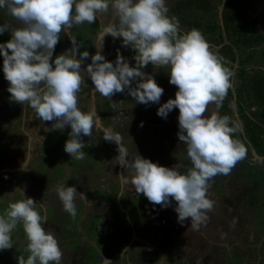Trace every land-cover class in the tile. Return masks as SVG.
<instances>
[{
    "label": "clouds",
    "instance_id": "9594fccd",
    "mask_svg": "<svg viewBox=\"0 0 264 264\" xmlns=\"http://www.w3.org/2000/svg\"><path fill=\"white\" fill-rule=\"evenodd\" d=\"M0 9L21 25L0 24V34H11L10 40L0 43L10 101L15 106L16 103L24 106V112L31 109L44 122L55 121L50 131H63L70 126L64 150L75 160L85 158L82 136L91 137L94 128L102 131L105 141L117 145L116 164L128 173L119 175L122 186L130 183L137 194L163 208L171 206L174 200V210L182 225L188 218L193 229L198 230L206 223L207 213L214 208V202L208 198L210 181L217 175H229L247 158L249 149L234 138L242 130L241 124L220 114L232 87L233 73L214 53L204 35L197 29L181 33L179 19L168 15L166 0H0ZM110 10L112 19L105 24ZM97 19L100 26L93 42L97 51L84 69L82 64L90 53L79 51L82 43L71 32L74 26L91 25ZM61 32L69 36L72 48L53 61ZM107 36L122 38V46L135 51V66L119 51L114 62L105 58L102 52ZM150 64L169 69V82L178 89L174 99L158 108L157 115L167 119L172 110L179 109L177 135L191 162L184 173L175 166H161L141 155L131 157L122 135L103 126L94 104L88 112L78 107L85 76L95 86L92 95L100 93L112 101L113 109L116 102L112 97L126 90L138 104H160L164 89L154 75L143 71ZM28 155L15 172L27 171ZM14 191L23 198L9 202L0 214V251L13 248L12 233L21 225L29 255L27 259L18 256V264H61L63 253L58 240L42 226L48 221L47 215L37 210L34 199L26 198L22 187ZM55 191L64 211L72 217L77 215L76 198L87 200L74 186H57ZM24 239L18 235L16 245L25 246ZM165 258L162 256L159 264H164ZM104 264L112 262L104 258Z\"/></svg>",
    "mask_w": 264,
    "mask_h": 264
},
{
    "label": "rangeland",
    "instance_id": "374dc122",
    "mask_svg": "<svg viewBox=\"0 0 264 264\" xmlns=\"http://www.w3.org/2000/svg\"><path fill=\"white\" fill-rule=\"evenodd\" d=\"M235 2V0H166V4L169 7L168 15L179 19L181 33L197 29L204 35L215 54L224 55L222 52H230L231 56H234L233 52L235 53L237 50H234L233 47H219V43L223 40V35L220 33L223 30L220 28L219 23L222 8L221 12L224 16L226 15L225 10H228V12L232 11L231 15L228 16L229 20L226 26H230L233 36L236 37V30L240 28L238 25L243 26L245 23L242 21L238 22V18L233 16V14L238 16L240 14H236L238 10L244 9L241 6L237 8ZM244 2L247 3V1ZM253 4L254 1L252 0L251 6ZM245 8L249 9V5L245 6ZM0 12L4 15V20L7 18L5 21L0 19V23L4 21V23H12L14 27L21 26L5 10L0 9ZM235 22L236 26H234ZM90 26H87V23L78 25L71 32V35L82 43V49L79 51H89L90 58L85 60L88 64L91 63V55H95L97 51L95 46L88 42V40L92 41L94 39V36L92 37L90 33L99 31L94 26ZM210 33L211 36L212 33L215 35L213 34V37H211L209 36ZM63 36H67V38H60L56 56L72 48L69 36L61 32L60 37ZM10 39V32H5L3 35L0 34V43H6ZM119 42H122V38L114 39L111 36L105 38V53L102 52V54L107 60L115 61V56L117 55L116 45ZM120 54L126 58L131 66H135L134 56L136 53L133 49L124 47ZM237 58L239 57L236 56L234 59L236 60ZM85 62L82 64V68H84ZM223 64L230 69L233 75L231 77L232 87L223 102L220 114L228 115L241 124L242 130L236 133L234 138L240 139L245 143L249 152L247 158L239 162L229 175H217L210 181L211 188L208 190V198L214 202V208L207 213L209 217L207 222L202 224L197 230L191 227V218L186 219L183 225L178 222V214L174 210L176 207L174 200L171 206L167 208L153 205L143 194H137L130 183L123 186L120 191H118V187L117 190L115 189L113 203L112 200L110 203L99 199L95 193L91 196L87 193V200H84L85 203L87 202V205H85L87 214H84V220L81 214L84 204L77 203L78 201H83L79 197L75 200L77 215L72 217L68 214L67 216L65 212L64 219L59 217L58 214L62 212L63 204L55 192L56 188L52 189L53 192H50L48 196H44L39 192L42 188L38 189L41 185L45 187L50 183L49 179L53 177L51 173L47 172V168H55L57 172L54 179L60 180L59 185L63 187H68L67 184L70 183L62 180H71L72 176L75 175L74 173L77 174L76 177L82 178L83 183H89V176L94 177L95 175V172L90 171L92 168L98 171L97 173L100 174L98 177L101 176V180H106L107 174L110 173L111 178L109 177L107 184H105L108 185L109 182L116 180L117 183L115 182V185L118 186L120 183L119 175L123 174V167L118 168L119 164H116V157L111 154L112 146L114 147L113 151L117 153V145L105 141L103 132L94 128L91 137L82 136V140L85 143V148L83 149L85 158L83 160L73 159V163L72 157L64 150L65 145L61 144L62 138L65 140L69 139L70 126H66L63 131H50L49 129H51L55 121L44 122L31 109L24 112V106L18 105V103L15 106L10 101L11 94L7 90L9 82L4 77L3 56L0 55V214L7 209L9 202H15L23 198L19 192L14 191L22 187L26 198L34 199L38 204L37 210L42 215H47L48 221L42 225L45 230L53 233L60 232L64 240L67 239L63 246V237L61 236L57 239L54 234L63 253L61 264H101L104 258H110L117 254H119V257H117L116 261H111L112 264H158V260L164 255L166 256L164 264L166 262L167 264H186L188 258H191L188 264H264V163L257 162L258 160H264V79L258 78L256 82L255 76H253L252 84H250V87L255 88L261 85L263 88L260 89V93L253 90V94H249L244 88L247 85H240L243 92V97H241V91L239 93V89H236L241 71L237 73V67L231 64L228 59ZM143 71L154 75L158 85L164 89L160 104L157 105L155 110L148 113L145 117L146 121L144 119L143 126H141L142 122L138 117L130 116L131 112L134 111L133 106L135 105L137 109L139 104L127 94V90L124 93H116L113 96V102H116V107L113 109L111 106L112 101L101 96L98 92L94 96L92 95L91 91L95 86L90 77L87 76H85L86 85H82L83 89L81 88V92L78 94V107L82 111L88 112L94 104L98 115L102 118L104 127L111 128L114 132L120 133L122 137L129 134L131 138L128 137L129 140L127 141L128 143L130 142L128 151L131 157L141 155L143 158L150 159L161 166L169 168L175 166L178 171L184 173L188 167H191V162L187 159L186 146L179 141L177 135L179 132V109L172 110L167 119L157 115L158 108L167 102L168 99H174L178 89L169 82L170 76L167 72L169 69L155 67L150 64ZM257 72L259 73L260 71ZM162 76L164 77L162 78ZM244 93H247V95H244ZM210 114V112L206 113V115ZM157 118L159 119L157 120ZM38 131L40 134H36ZM42 134L43 136L46 135L47 138L41 152L44 158L47 159L45 162H42V154L39 153L41 139H36ZM32 135L34 136L32 137ZM27 136H30V139ZM29 143L34 148L28 151L27 144ZM17 148L21 151L18 156L13 151ZM105 148H109L110 151ZM89 150L91 152L88 153ZM97 154L100 158V164H105L103 168L106 172L103 168L96 166L99 162ZM27 155L28 161H30L27 170L31 171L34 169L37 171L34 173L35 176L21 171V169L14 171L16 166L19 165L20 167L21 162ZM258 156L262 158L259 159ZM61 163L63 166L61 171H59ZM66 164L71 165V168L76 165L77 170L74 172L72 170L70 172L64 170V166H67ZM34 166L36 167L34 168ZM88 166L91 169H87ZM80 168H85L87 171L82 174ZM66 173L67 175H65ZM127 175L125 174V176ZM42 182L45 184H41ZM71 183L74 186L76 185V189L83 188V185L79 186L72 180ZM50 185L49 188H53L51 183ZM122 190H124L123 193ZM117 198H120V201L121 199L123 201L129 199L126 201L128 206L129 203H138L139 206L141 205L140 209L142 211L136 212L135 209L127 208L128 212H120V215H116V212L110 222L109 218L104 217L105 215H100L98 210L95 211L92 208V203H94L95 199H98L99 202L106 203V205L112 204L114 210H117L119 206L118 201L116 202ZM40 205L43 207H40ZM90 214L91 220L94 219L92 218L93 214L104 217L101 229L96 231L97 233L92 232L94 235H91V233L85 235L83 233L82 236L78 225L90 220ZM98 217L95 218V222L93 221L96 227L100 226L102 220L101 217H99L100 219ZM167 217L169 220H166ZM71 220L76 221V223L70 228L69 225L71 226L72 224H69V222ZM116 221H119V225H117ZM125 223L126 225H124ZM104 226L110 230H126L127 238L124 240L120 239L117 237L118 234L115 235L117 238L111 237L110 230L108 228L104 229ZM143 227H151L152 232H155V234L144 235ZM235 228L236 230H234ZM70 230H73L72 234L74 235L64 236ZM101 230L103 231L101 232ZM99 231L103 235L108 231L104 244L106 246L103 245V241H99L103 237V235H97ZM18 235L21 238H25L22 243L25 244L27 242L21 225H18L17 229L12 233L13 248L0 251V264H18V256H23L27 259L29 253L24 251L26 244L25 246L21 245L22 247L16 245L15 240ZM147 235L151 238L150 240L146 238ZM137 236L144 238L145 242L138 241L141 238ZM76 237L78 240L75 239ZM94 241H97L95 246L93 245ZM15 247H18V250ZM126 248L127 250L124 252ZM159 249L162 251L159 252Z\"/></svg>",
    "mask_w": 264,
    "mask_h": 264
},
{
    "label": "flooded vegetation",
    "instance_id": "af4514ba",
    "mask_svg": "<svg viewBox=\"0 0 264 264\" xmlns=\"http://www.w3.org/2000/svg\"><path fill=\"white\" fill-rule=\"evenodd\" d=\"M235 4H236V2H235ZM237 7V6H236ZM238 8V7H237ZM63 39H65V38H63ZM116 47H117V52L119 51V53H121V51L122 50H124V46H122V42H119L117 45H116ZM126 48V47H125ZM115 57H117V55L115 56ZM90 58V57H89ZM89 58H87V59H89ZM87 65H88V62H85V65H83V67H84V69L87 67ZM164 76H162V78H163ZM170 78V77H169ZM164 80V79H163ZM165 81V80H164ZM83 89V88H82ZM240 91H241V89H240ZM241 97H243V92L241 91ZM244 95H247V93L245 94L244 93ZM114 98L112 97V100H113ZM243 100H246V99H244V98H242ZM248 99V98H247ZM131 103H132V101H130ZM157 105L158 104H150L149 106H145V105H143V104H139V105H137V109L135 108V105L133 106V108H134V111H132L131 112V114H130V116H134V117H138V119L141 121V122H145L146 121V119H145V117L148 115V113H150V112H152L153 110H155L156 108H157ZM127 107V106H126ZM126 107H125V109H126ZM85 111H87V110H85ZM124 114V113H123ZM144 119H145V121H144ZM159 118H157V120H158ZM36 134H40L39 133V131H38V133H36ZM34 135H32V137H33ZM125 136V137H124ZM123 137L125 138H123V141H124V144L126 145V147L128 148L129 147V144H130V142L128 143V141L127 140H129V138H131L130 136H129V134L127 135H124ZM129 137V138H128ZM27 138L28 139H30V136H27ZM36 139H41V143H40V147H39V149H40V154H42V162H45V161H47V159H45L44 158V156H43V153H41L42 151H43V147H44V144L46 143V141H47V138H46V135L45 136H43V134L40 136H38V137H36ZM66 141H67V139L65 140L64 138H62V141H61V144L63 145H65V143H66ZM25 143H27V142H25ZM109 143V142H108ZM103 146H104V144H103ZM20 147H21V145H20ZM34 148V146H31L30 145V143L29 144H27V150L29 151L30 149L32 150ZM18 149V148H17ZM15 149V150H13V151H15L16 153H17V156L18 155H20L21 154V151L18 149ZM107 151H110V149L109 148H105ZM113 149H114V147L112 146V149H111V154H112V156H114V157H117V155H118V152L116 153L115 151H113ZM89 152H91L90 150L88 151V153ZM87 153V154H88ZM29 154V153H28ZM95 155H96V153H95ZM98 155V154H97ZM16 157V156H15ZM259 157V159H261L262 157L261 156H258ZM91 158H92V156H91ZM26 159V158H25ZM24 159V160H25ZM23 160V161H24ZM30 160V159H29ZM73 160V159H72ZM75 160V159H74ZM74 160L72 161L73 163H74ZM98 160H99V162L97 163V165L96 166H99V168H103L104 167V165L101 163L100 164V158H99V155H98ZM56 161H57V159H56ZM71 161V160H70ZM254 161V160H253ZM37 162V161H36ZM29 163H30V161H28L27 162V167H28V165H29ZM33 165H34V163H33ZM38 165H40V164H38ZM67 165V164H66ZM114 165V164H113ZM62 166H63V164L61 163V168H59L58 170L59 171H61V169H62ZM36 166H34V168H35ZM45 168V167H44ZM118 168L120 169L121 168V166L119 165L118 166ZM28 168H26V170H27ZM87 169H91V167H87ZM95 168H92L90 171H93V172H95V175H94V177H91V176H89V179H90V182L89 183H83V180H82V178L81 177H76V173H74L75 175L74 176H72L73 178L71 179L72 181H74L76 184H78L79 186H82L83 185V188H79V189H77V191L78 192H82V193H84L85 195L88 193L90 196L93 194V193H95L96 194V197H97V195H98V198L99 199H101V200H104L105 202L107 201V202H110L111 200H112V203H113V199H114V195H115V189L117 190V187H118V191H120L121 189H123V186H125V185H121V183H119L118 184V186L117 185H115L116 183H117V181L116 180H113V181H111V182H109L108 183V185H106L107 183L106 182H108L107 180H109V177L111 178V176L109 175V174H107V179L106 180H101V176L100 177H98L100 174L99 173H97L98 171H95L94 170ZM64 170H66V171H68V172H70L71 170L74 172V171H76L77 170V167H76V165L73 167V168H71V165H67V166H64ZM103 170L106 172V170L103 168ZM80 171L82 172V174L85 172V171H87V170H85V168L84 169H82V168H80ZM24 172H27L28 174H32L33 176H35L34 175V173L35 172H37V171H35L34 169L33 170H27V171H24ZM31 172V173H30ZM47 172H49V173H51V175L53 176V177H51L50 179H49V182L52 184V186H53V188H49V186H51L50 185V183H48L45 187L44 186H42L41 185V187H38V189H41L42 188V190H40L39 192H41L44 196H48V195H50V192H53L52 191V189H54V188H56L57 186H60L59 185V183H60V180H58V179H54L55 178V173L57 172L56 170H55V168H47ZM123 174L125 175V174H128V173H126V169L125 168H123ZM65 175H67V173L65 174ZM87 176V175H86ZM85 176V177H86ZM68 177V176H67ZM84 177V178H85ZM86 178H88V177H86ZM60 179H63V178H60ZM100 179V180H99ZM68 180V183H70V184H67V186L69 187V186H74V185H72V183H71V180L70 179H67ZM54 181H55V183H54ZM62 181H65L64 179L62 180ZM70 181V182H69ZM67 182V181H66ZM116 182V183H115ZM106 183V184H105ZM41 184H45L44 182H42ZM38 185V184H37ZM76 186V185H75ZM74 186V187H75ZM66 188V187H65ZM84 189V190H83ZM123 191L124 190H122V193H123ZM56 192V191H55ZM120 194V193H119ZM108 196V197H107ZM122 200V199H121ZM127 200H129V199H126L125 201H120L119 200V198H117L116 199V202L118 201V204H119V206H118V209L117 210H114V207L112 206V204L111 205H106V203H102V202H99L98 201V199H95V201H94V203H92V205H93V210H98L99 212H100V215H105L104 217H107V218H109V220H110V222H111V220H113V218L112 217H114L115 216V213H116V215H120V212H128L127 211V208H131L132 210H136V212L138 211V212H140V211H142V209H140V206H139V204L137 203V204H130L129 203V206H128V204L126 203V201ZM78 204H80V203H83L84 205L82 206V212H81V214H82V219L84 220V214H87V212H85V205H86V203H85V201L83 200L82 202L80 201H78L77 202ZM111 203V202H110ZM101 204H104L103 206H100ZM63 206V205H62ZM106 207V208H105ZM62 209V212H60L59 214H58V216L59 217H63V219H64V215H65V211L63 210V207L61 208ZM66 214H67V216H68V213L66 212ZM96 214H93L92 215V218H94V219H92L91 220V217L89 216V218H90V220H88V221H85L83 224H81V225H78V227H79V232H82V236H83V233L85 234V235H87L88 233H91V235H94V234H92V232H96V231H98V230H100L101 228V224L103 223V216H100V215H96ZM97 216H99V217H101V222H100V226H98V227H96V225H95V223H93V221L95 220V218L97 217ZM98 217V218H99ZM100 219V218H99ZM153 220V219H152ZM166 220H169V218L167 217V219ZM73 222V223H72ZM95 222V221H94ZM117 222V225H119V221H116ZM76 223V221H73V220H71V222H69V224H72L71 226L69 225V227L71 228L74 224ZM111 224V223H110ZM124 225H126V223L124 224ZM170 226V225H169ZM22 227V226H21ZM105 228L104 229H106V228H108V227H106V226H104ZM109 229V228H108ZM143 229V232H144V235H146V234H148L149 236L150 235H152L151 233H154L155 234V232H152L153 230H152V228L150 227V228H146V227H143L142 228ZM110 230V229H109ZM234 230H236V228L234 229ZM238 230V229H237ZM101 231H103V230H101ZM145 231H146V233H145ZM72 232H73V230H70V231H67L66 232V234H64V236H69V235H74V234H72ZM109 232H111L110 233V235H111V237H116L115 235H117V237L118 238H120V239H126L127 237H126V233H127V231L126 230H115V229H111ZM56 236H57V239L58 238H60L61 236H62V234L60 233V232H58V233H54ZM76 234V233H75ZM100 234H102L103 235V233H100ZM108 234V231L107 232H105V234L103 235V237H101V240H99L100 242H102L103 243V245L105 244V237H106V235ZM148 235L146 236V238L148 239V240H150L151 238H149L148 237ZM63 237V236H62ZM116 237V238H117ZM137 237H140V236H137ZM141 238V237H140ZM75 239H77L78 240V238L76 237ZM144 239V238H143ZM142 238L140 239V240H138V241H144ZM62 240H64V237L62 238ZM65 240H67V239H65ZM63 241V243H62V245L64 246L65 245V243H66V241ZM96 242L97 241H94L93 242V245L95 246V244H96ZM145 242V241H144ZM153 242V241H152ZM149 243V242H148ZM25 244H27V242L25 243ZM104 246H106V245H104ZM17 250H18V247H15ZM13 251V250H12ZM24 251H26L25 250V248H24ZM160 251H162L161 249H159V252ZM18 252V251H17ZM163 254V253H162ZM116 255H113V256H111L110 258H112V257H115ZM165 256V255H164ZM117 257H119V256H116L112 261L114 262V261H116L117 260ZM190 259L191 258H188L187 259V261H186V264H188V262L190 261ZM77 260H78V258H77ZM104 261V260H103ZM129 263H130V261H128ZM78 263V262H77ZM164 263H165V261H164ZM170 263V262H169ZM76 264V263H75ZM141 264V263H140ZM148 264H151V263H148ZM159 264V263H158ZM166 264H167V262H166Z\"/></svg>",
    "mask_w": 264,
    "mask_h": 264
},
{
    "label": "crops",
    "instance_id": "0c3cea01",
    "mask_svg": "<svg viewBox=\"0 0 264 264\" xmlns=\"http://www.w3.org/2000/svg\"><path fill=\"white\" fill-rule=\"evenodd\" d=\"M235 1H236L237 7L241 6V7H244V9L238 10V12L236 13V14L240 13L238 16H235V14H233V16L238 18V20H237L238 22L242 21L245 24L243 26L242 25L238 26L240 28H237L236 37H234L232 32H231L232 30H231L230 26H226V24H228V20H229L228 16L231 15L230 13L232 11L229 10L230 12H228V10H225L226 15L224 16V14L222 15V12H221L223 10V8L221 11L218 10V11H220V16H221V18H220L221 20H220L219 24H220V28L223 30V32H220L223 35V40L219 43V47H223V46L224 47H233V49L237 50V51L235 53L233 51H231V52H233L234 56L236 54V56L239 58H237L235 60L234 58L236 56L235 57L231 56L230 52H222L224 55H218V56L222 59V63H224L225 60L228 59V61L231 64L235 65V67H237V73H238V71H241L239 73L240 76L238 78L239 83H238V86L236 88V89H239V93H240V89H241L240 85H247V87L246 86L245 87L243 86V87L246 88V91H248L249 94H253V92H252L253 90L260 93V89L263 88L261 85H260V87L255 88V87H250V84H252L253 76H255L254 78L256 79V82H257L258 78L264 79V14H263L264 0L263 1L262 0L261 1L253 0L254 1L253 6H251L252 0H235ZM244 1H247V3H245ZM248 5H249V9H246L245 6H248ZM4 18H5L4 15L1 14V12H0V19L4 20ZM111 19H112V13L110 10L109 13L105 17L104 23L105 22L108 23ZM4 21L1 22L0 24H4ZM91 25L94 26V28L99 29V26H100L99 19H97V21ZM87 26L91 27L88 24H87ZM234 26H236V22H235ZM214 33H212V36L210 33L209 36L213 37ZM216 34H218V33H216ZM1 35H3V34H1ZM90 35L92 37L94 36V39H95V32H91ZM230 37H231V39H230ZM60 38L66 39L67 36H63ZM94 39L92 41L88 40V42L90 44H93ZM105 46L106 45L104 43L103 52L105 51L104 50ZM58 48H59V44H57L55 47L54 54H53V61L57 55L56 53L58 51ZM219 50H221V49H219ZM257 71H260L261 73L260 72L258 73ZM237 73H236V76L238 77ZM120 198H119V200H120ZM97 235L101 236L102 234H100V231H99V233Z\"/></svg>",
    "mask_w": 264,
    "mask_h": 264
},
{
    "label": "water",
    "instance_id": "95a60500",
    "mask_svg": "<svg viewBox=\"0 0 264 264\" xmlns=\"http://www.w3.org/2000/svg\"><path fill=\"white\" fill-rule=\"evenodd\" d=\"M119 254H117L116 256H118ZM115 256V257H116ZM115 257H112V258H107L108 260L112 261ZM101 264H104V261L101 263Z\"/></svg>",
    "mask_w": 264,
    "mask_h": 264
},
{
    "label": "bare ground",
    "instance_id": "6f19581e",
    "mask_svg": "<svg viewBox=\"0 0 264 264\" xmlns=\"http://www.w3.org/2000/svg\"><path fill=\"white\" fill-rule=\"evenodd\" d=\"M239 26V25H238ZM207 222V221H206Z\"/></svg>",
    "mask_w": 264,
    "mask_h": 264
}]
</instances>
